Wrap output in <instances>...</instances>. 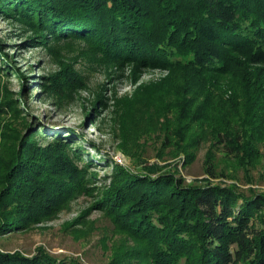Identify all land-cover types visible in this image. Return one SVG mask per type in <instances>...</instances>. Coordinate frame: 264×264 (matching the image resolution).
<instances>
[{
  "label": "trees",
  "instance_id": "trees-1",
  "mask_svg": "<svg viewBox=\"0 0 264 264\" xmlns=\"http://www.w3.org/2000/svg\"><path fill=\"white\" fill-rule=\"evenodd\" d=\"M0 14L19 22L36 44L81 39L108 63L134 66L135 74L143 68L169 72L158 83L140 84L131 103L174 97L185 117H207L216 100L243 111V126L250 131L230 139L250 159L258 154L254 131L257 119L264 121V0H0ZM3 45L0 93L11 67ZM63 69L64 75L42 84L46 93L61 96L81 84L73 70L67 74L69 66ZM13 73L23 77L20 68ZM6 102L0 116L18 111L13 100ZM31 132L15 134L8 156H0V235L52 219L95 189L87 177L93 174L86 172L91 161L81 167L80 153L61 138L43 146L37 130ZM112 169L111 182L93 206L143 246L139 257L109 264H264V194L192 185L172 173L153 177L118 164ZM0 264L80 263L39 249L32 257L0 252Z\"/></svg>",
  "mask_w": 264,
  "mask_h": 264
},
{
  "label": "rangeland",
  "instance_id": "rangeland-1",
  "mask_svg": "<svg viewBox=\"0 0 264 264\" xmlns=\"http://www.w3.org/2000/svg\"><path fill=\"white\" fill-rule=\"evenodd\" d=\"M32 37L19 22L0 14V42L11 64L9 73L2 77L0 105L13 100L18 108L16 113L8 110L0 116V156H8L17 133L27 136L37 130V142L43 146L61 138L80 153L81 167L92 162L86 172L93 174L87 177L95 189L92 195L82 194L65 205L52 219L3 233L0 252L32 257L44 249L58 259L80 264H109L126 256L139 257L142 243L93 206L98 192L111 182L114 164L153 177L177 174L192 185H220L245 194H264L263 119H257L260 123L254 131V146L259 152L250 159L237 151L230 139L250 131V126H243V111L235 112L229 104L216 100L206 111L207 117H185L174 105V97L145 105L131 103L140 84L158 83L169 72L143 68L135 74L134 66L108 63L84 40L64 37L48 47L34 43ZM65 66H69L67 74L73 70L80 76L81 84L61 96L46 93L42 84L51 76L64 75ZM18 68L21 78L13 73ZM199 103L191 107V114ZM76 219H80L79 224L74 223Z\"/></svg>",
  "mask_w": 264,
  "mask_h": 264
}]
</instances>
